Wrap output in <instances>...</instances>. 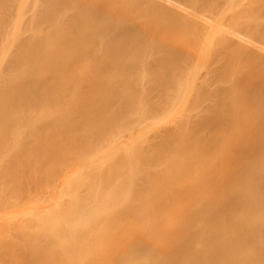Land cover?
<instances>
[{
    "label": "bare ground",
    "instance_id": "bare-ground-1",
    "mask_svg": "<svg viewBox=\"0 0 264 264\" xmlns=\"http://www.w3.org/2000/svg\"><path fill=\"white\" fill-rule=\"evenodd\" d=\"M186 89L201 114L118 138ZM57 181L0 264H264V0H0V208Z\"/></svg>",
    "mask_w": 264,
    "mask_h": 264
},
{
    "label": "rangeland",
    "instance_id": "rangeland-1",
    "mask_svg": "<svg viewBox=\"0 0 264 264\" xmlns=\"http://www.w3.org/2000/svg\"><path fill=\"white\" fill-rule=\"evenodd\" d=\"M142 79H144V82H151L153 80V78L150 74L142 77L141 81H142ZM188 88L191 89V87H188ZM124 95H126V94H123V96ZM150 95H151V90L149 91L148 94L143 95L141 98L137 99V101L135 103L136 106H133V107H135V109L131 113V117H132L131 119L135 120L137 118L136 120H138V121L136 122L135 127H134V124L131 126V129L129 131H124V130L120 129L121 131H119V133L120 132L121 133L120 134L117 133V135H118V138L121 137L120 139L122 141H124V142L134 141V138H136L138 140V139H140L139 138L140 136L145 137L147 135H152L159 128H163L166 126L168 127V125H170V124L173 125L176 121L181 120L184 116L188 115L189 110H192L194 114H198V113L201 114L202 113V111H201L202 105H196L197 99L199 98V92L198 91L186 89V90H181V91L175 92V90H171V91L167 92L166 94H163L162 95L163 98H160L156 102L150 101V99H149ZM169 97H171V98L168 101ZM123 99H125V96L123 97ZM171 100H173V105L175 103L177 105L176 104L174 106L171 105V107L169 108V106L167 107L166 102L171 103ZM191 102L194 103V105H191L194 108L187 109ZM153 104L160 105L163 107V109H162L163 111L162 110L160 111L161 114L158 112L159 114H155V115L153 114L151 116H147L148 118H146V119L141 118V116L143 115V111L152 107ZM173 107H175V108H173ZM137 113H138V115H137ZM134 117H136V118H134ZM140 118L143 120L141 121ZM124 138H126L127 141ZM116 139H115V137L113 138L114 144H115ZM119 140H117L116 142H118ZM60 179H62V180H60ZM60 179H59L60 181H63V177ZM60 181H57V183L50 184L48 186L49 188L47 187L45 189L46 191H47V189L54 190L53 193L50 196H48V198L47 197L46 198L45 197H39L37 199V197L34 196L36 198V200L34 197H33V199L31 197V198L23 199L24 201H22V198H17V197L13 198L10 204L3 207V209L0 208V221L9 223L11 221L10 218H13L16 220H17V218H18V220L20 218L21 219H26V218L28 219L31 216L30 215L31 212L28 213L29 211H26V210H31V211L33 210L34 211L35 209H39V208H43V207H49L51 209L52 206H53V208L61 206L63 204V200H65L67 197H71L72 194H69V195H68V193L63 194L64 192L66 193V191H67V190L62 191L66 185L62 184L63 182L61 183ZM58 182H60V183H58ZM60 191H62L61 192L62 194L60 193ZM20 199H21L22 203H21ZM21 211L22 212L26 211L27 214L24 212H23L24 214H22ZM19 213H21V214H19ZM58 218L59 217H56L55 220H57ZM12 224H13V222H12ZM71 239H72V237H70V239L67 238L64 241H70Z\"/></svg>",
    "mask_w": 264,
    "mask_h": 264
}]
</instances>
